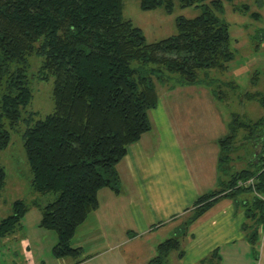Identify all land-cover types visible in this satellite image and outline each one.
I'll return each mask as SVG.
<instances>
[{"label":"trees","instance_id":"obj_1","mask_svg":"<svg viewBox=\"0 0 264 264\" xmlns=\"http://www.w3.org/2000/svg\"><path fill=\"white\" fill-rule=\"evenodd\" d=\"M179 1L198 8L206 0ZM172 4L141 0V9ZM212 4L221 8L219 0ZM177 27V34L149 43L143 31L125 19L124 0H0V152L11 144L12 131L20 133L34 191L54 197L32 206L41 213L39 228L57 235L55 258H70L73 264L88 259L84 248L73 245L74 237L99 209L101 190L122 193L117 166L129 146L152 130L149 112L158 106V89L201 85L209 78H202L203 72L229 71L235 59L229 26L207 5L199 17H180ZM34 58L40 65L33 73ZM31 76L40 82L53 79L54 110L43 119L29 110L34 97ZM214 93L225 100L222 90ZM247 96L264 110V93ZM241 132L252 150L246 166L232 173L222 188L200 196L175 235L157 245L147 264H167L172 252L183 259L191 226L223 199L244 210L245 241L250 257L259 259L257 247L264 235V115L249 121L233 114L229 134L219 141L221 172L228 170ZM249 180L252 185H239ZM6 181L0 165V198ZM28 211L25 202H14L12 214L0 222V240L22 229ZM222 261L216 249L202 262Z\"/></svg>","mask_w":264,"mask_h":264},{"label":"rangeland","instance_id":"obj_2","mask_svg":"<svg viewBox=\"0 0 264 264\" xmlns=\"http://www.w3.org/2000/svg\"><path fill=\"white\" fill-rule=\"evenodd\" d=\"M172 1L171 11L168 10L170 8L167 6L144 11L141 9V0H124V17L131 20L135 26L143 31L149 43H153L177 34V21L180 17L187 19L199 17L207 5L211 12L228 24L232 38V49L235 53V59L229 64V71L211 70L208 74L210 78L205 82L208 83L211 89L222 90L227 94L225 100L221 102L218 100L219 103L210 102L208 96L202 94L201 91L203 90L194 87H178L173 90H169L167 87L158 89L160 103L162 105L166 104L168 118L175 116V119L178 118L181 122L184 130H193V135L190 138L194 137L191 141H194L196 151H189V147H193V144L188 143L187 146L185 140L180 142L185 156L190 160L194 159L195 163L198 156L201 158L204 156L206 145H208L207 140L209 139L211 142L213 137L225 133L224 130L220 129V118L226 120L227 117L230 118L231 116L233 119L232 114H236L242 116V118L250 116L251 119L253 117L258 120L259 117L264 115L262 106L256 104L254 100H249L246 94L256 91H259L260 94L264 93V0H235L232 3L219 0L221 8L212 4L215 0H206L205 4H199L200 7L198 8L195 6L185 7L179 0ZM260 39L261 42H259ZM39 62V59L34 58L32 60L33 73L37 71L40 65ZM204 73L203 75H205ZM255 74L259 77V83L253 87L252 82L256 81ZM31 81L34 97L29 110L37 113V119H43L54 110L53 79L40 82L32 77ZM199 92L201 94H198ZM207 92H210V90H207ZM244 95L247 97L244 102H241V96L244 97ZM160 103L158 109L153 110L154 117L152 115V120L154 119V124L155 121L160 123L162 120L167 119L159 115ZM155 116H158V120H155ZM250 117H248L249 121L251 120ZM216 124L218 125L216 126ZM163 129L164 124H161L160 130L163 131ZM244 135L243 132L240 133V141L237 142L233 155L238 166L241 164L238 157H245L243 155L251 149L249 145L243 142ZM212 147H215V144ZM195 154L197 157L194 156L193 158L191 155ZM0 165L7 173L6 185L0 198V222L12 214L13 204L17 200L25 202L31 209L22 221L23 227L16 235L18 238L10 243H6V239L0 240V264H70L72 261L74 262L75 260L68 258L67 263H62V261L55 258L52 250L57 243L56 233L40 229L38 226L41 213L36 207L32 206V203L37 201V203L45 204L53 200L54 197L53 195H40L34 191L20 133L12 131L11 144L6 150L0 152ZM226 169L228 170L222 172L225 176L224 179L229 178L230 173L235 172L237 167L231 162L226 165ZM201 179L205 180L204 177ZM187 216L181 218V223ZM92 220L94 219H91V222ZM262 232L264 233V230ZM102 236V232H95L89 223L78 232L76 236L78 239L75 238V240L79 242L74 241L73 245H81L86 255H95L104 250L95 246L102 243ZM105 236L108 238V233L105 232ZM163 236L161 234L160 237L156 232L148 233L142 240L129 241L123 247L117 249V252L118 254L126 253L127 258L137 257L134 261L137 264H144L145 261L148 263L156 255L157 244L165 240H163ZM24 241H27L31 246L30 256L22 253V250L26 251ZM117 241H120V239ZM185 245L184 242L183 247ZM257 248L259 259L254 260L250 256L246 257V253L251 251L248 243L240 242L237 246L232 245V247L224 249L228 257V261L225 258L224 261L226 264H264V235H261V241ZM187 251L188 254L185 250L183 259L178 257V252H172L167 264H204L200 260L203 255H201L202 252L191 249ZM220 254L224 257L221 252ZM206 255L204 254L203 257Z\"/></svg>","mask_w":264,"mask_h":264},{"label":"crops","instance_id":"obj_3","mask_svg":"<svg viewBox=\"0 0 264 264\" xmlns=\"http://www.w3.org/2000/svg\"><path fill=\"white\" fill-rule=\"evenodd\" d=\"M204 74L202 77L208 75L209 71ZM254 78L256 81L252 82L253 87L259 83V77L257 78L256 74ZM189 87L203 90L202 94H206L210 102L219 103L222 101L215 95V89H211L208 83ZM252 93H259V91ZM245 95L241 96V102H244L247 97ZM226 96L227 94L224 98ZM255 103L259 104L258 101ZM160 106L159 115L167 119L163 117L164 121L162 120L160 123L155 121L154 124V119L152 120L154 109L151 110L149 118L151 124L153 123L152 130L144 134L137 143L129 146L127 155L117 166L123 186L122 194L116 196L109 189L101 190L98 195L99 209L91 213L85 223L78 228L73 244L79 242L76 241L78 232L89 223L95 232L103 234L102 243L95 246L104 250L91 256L85 253L89 259L81 264H137L134 262L137 257L127 258L126 253L118 254L117 249L129 241L137 242L144 239L148 233L156 232L160 237L163 234V240L173 236L176 229L180 227L181 218L190 214L198 198L222 188L223 184L229 180V178L224 179L225 176L219 169L221 154L219 141L229 134L231 116L226 120L220 118V129L225 133L213 137L211 142L209 139L207 140L206 143L209 146L206 145L202 158L197 157L196 154L191 155L193 158L197 157L194 163V159L190 160L185 156L180 142L185 140L187 146L188 143L193 144V147H189V151H196L195 143L191 141L194 137L190 138L193 135V130L191 128V130H184L178 118L175 119V116L168 118L166 104L160 103ZM155 109H158V106ZM155 120H158V116H155ZM253 120L256 119L252 117L251 121ZM161 124H164L163 131L160 130ZM214 144L215 147H212ZM251 151L243 155L245 160L238 157L241 162L240 166L235 163L236 160L233 158L232 163L236 165L237 169L246 166L248 159L252 157ZM191 161H193L192 164ZM231 175L232 173H230ZM202 177L205 180L201 179ZM91 219L94 220L91 222ZM244 222L243 209L237 208L233 200H221L191 226L185 242L186 254H188L187 250H198L202 252L201 255L203 254L200 259L203 261L214 250L220 249L224 255L222 263L226 264L224 258L228 261V257L225 250L232 245L237 246L240 242H246L242 231ZM105 232L108 233V238L105 236ZM129 232H134L136 237L131 238L128 235ZM16 235L17 233L5 238L6 243L16 240L18 238ZM118 239L120 241H117ZM24 242L26 251L22 250V253L30 256L31 246L27 241ZM76 246L81 247V245ZM204 254L207 255L203 257ZM247 256H251L249 252L246 253ZM59 260L62 263H67L68 258ZM72 263L73 261L70 264ZM144 264H147V261Z\"/></svg>","mask_w":264,"mask_h":264},{"label":"built area","instance_id":"obj_4","mask_svg":"<svg viewBox=\"0 0 264 264\" xmlns=\"http://www.w3.org/2000/svg\"><path fill=\"white\" fill-rule=\"evenodd\" d=\"M252 184H253V180H249V181L246 182V183H244V182L242 183V182H241L239 185H241V186H243V185H244V186H249V185H252Z\"/></svg>","mask_w":264,"mask_h":264}]
</instances>
